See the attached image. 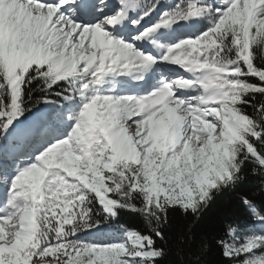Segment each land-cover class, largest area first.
<instances>
[{
    "label": "snow or ice",
    "instance_id": "1",
    "mask_svg": "<svg viewBox=\"0 0 264 264\" xmlns=\"http://www.w3.org/2000/svg\"><path fill=\"white\" fill-rule=\"evenodd\" d=\"M0 264H264V0H0Z\"/></svg>",
    "mask_w": 264,
    "mask_h": 264
},
{
    "label": "trees",
    "instance_id": "2",
    "mask_svg": "<svg viewBox=\"0 0 264 264\" xmlns=\"http://www.w3.org/2000/svg\"><path fill=\"white\" fill-rule=\"evenodd\" d=\"M242 190L248 191L249 194L259 196V181L250 180L249 182H247V184L243 187ZM233 200L234 197L232 194H226L225 196L218 199L217 202L214 203L213 206L208 210V213L206 215V221L210 222L216 219L218 216L223 215L225 212L229 211L230 208L233 206ZM209 259L211 260L212 257H209Z\"/></svg>",
    "mask_w": 264,
    "mask_h": 264
}]
</instances>
